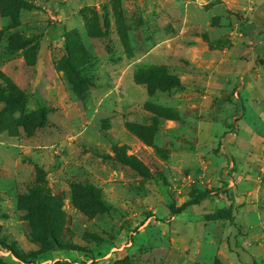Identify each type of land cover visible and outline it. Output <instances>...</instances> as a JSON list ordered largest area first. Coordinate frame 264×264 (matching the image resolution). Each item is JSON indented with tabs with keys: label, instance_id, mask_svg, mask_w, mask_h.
Wrapping results in <instances>:
<instances>
[{
	"label": "rangeland",
	"instance_id": "1",
	"mask_svg": "<svg viewBox=\"0 0 264 264\" xmlns=\"http://www.w3.org/2000/svg\"><path fill=\"white\" fill-rule=\"evenodd\" d=\"M54 1L0 0V89L23 95L0 100V264H264V141L177 140L171 109L118 70L180 33V6L101 0L64 31ZM221 207L231 223L205 217Z\"/></svg>",
	"mask_w": 264,
	"mask_h": 264
},
{
	"label": "crops",
	"instance_id": "2",
	"mask_svg": "<svg viewBox=\"0 0 264 264\" xmlns=\"http://www.w3.org/2000/svg\"><path fill=\"white\" fill-rule=\"evenodd\" d=\"M100 1H54L58 3L56 16L62 20L58 28L68 30L73 26L80 7ZM170 1L174 9L179 6L182 9L177 21L180 33L155 42L118 70L125 75L128 72L129 86L142 88L143 103L150 98L157 99L160 106L162 104L171 109L172 116H165L161 125L163 130L173 133L175 139L197 140L202 144L199 150L206 149L204 144L221 140L223 144L218 152L225 149L229 155L244 152L243 155L247 156L244 143L241 147L240 144L229 145L228 141L233 138L253 144L264 141L262 131L247 126L243 114V109L247 108L257 120L264 122V110L260 103L264 101V85L254 82V77L255 81L264 82L260 80L264 70V0ZM50 17L53 18V15ZM210 42L218 43V46L209 45ZM134 62L139 65H165L170 73L176 74L181 86L173 91L175 99H171L168 91H155L148 96L144 85L132 81L131 64ZM172 62H176V66ZM247 77L249 80L243 85L242 80ZM183 91L188 92L186 97L181 96ZM255 91L261 92L260 98L255 97ZM241 93L244 95L243 104L239 100ZM230 120L234 130H231ZM243 126L248 128L243 131ZM186 145L187 149L194 151V147ZM227 182L228 188L231 181L228 179Z\"/></svg>",
	"mask_w": 264,
	"mask_h": 264
},
{
	"label": "trees",
	"instance_id": "3",
	"mask_svg": "<svg viewBox=\"0 0 264 264\" xmlns=\"http://www.w3.org/2000/svg\"><path fill=\"white\" fill-rule=\"evenodd\" d=\"M145 69H134L132 72V81L135 84H142L146 89L148 96H151L155 91H169L171 88L179 85V80L175 75L168 74L166 70L161 75L154 72L155 65H146ZM9 96H5L4 89H0V100L20 99L23 97L22 93L14 85L9 87ZM199 198L194 199L193 202L197 203ZM187 203H182L176 207H170L171 214H177L186 207ZM208 220H227L233 221V215L230 207H221L215 209L213 212L205 215ZM248 264H257L250 262Z\"/></svg>",
	"mask_w": 264,
	"mask_h": 264
}]
</instances>
